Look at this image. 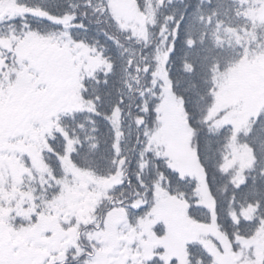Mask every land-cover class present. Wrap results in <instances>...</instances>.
Returning <instances> with one entry per match:
<instances>
[{"label":"snow or ice","instance_id":"1","mask_svg":"<svg viewBox=\"0 0 264 264\" xmlns=\"http://www.w3.org/2000/svg\"><path fill=\"white\" fill-rule=\"evenodd\" d=\"M0 264H264V0H0Z\"/></svg>","mask_w":264,"mask_h":264}]
</instances>
